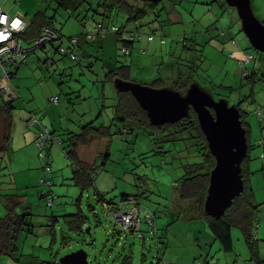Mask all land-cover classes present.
<instances>
[{
    "label": "rangeland",
    "instance_id": "rangeland-1",
    "mask_svg": "<svg viewBox=\"0 0 264 264\" xmlns=\"http://www.w3.org/2000/svg\"><path fill=\"white\" fill-rule=\"evenodd\" d=\"M50 2L0 0L4 10L11 15L20 14L26 20L44 9L51 16L61 3L56 27L65 36L80 34L81 37L75 49L78 59L58 50L60 41L47 43L30 53L13 79L25 97L20 94L14 101L10 143L7 151L0 155V194L23 196L24 204L17 210L29 213L27 221L34 231L21 233V253L16 254L20 261L5 255L0 256V264H37V259L61 262L65 255L80 250L87 253L89 264H121L123 255L128 253L132 254V264L157 263V250L153 236L147 232L146 215L150 209L156 213L161 236L170 224L176 205L188 203L178 200L177 183L185 173L187 162L201 160L199 155L188 156L192 139L174 142L161 133L151 136L138 129L132 133L115 132L109 139H95L88 146H80L81 160L97 168L94 185L82 191L72 179L74 166L65 153L66 138L69 131L80 132L88 122L99 125L111 121L117 102L116 87L105 80L106 72L113 69L117 61L131 65V78L135 82L150 85L165 69L166 62H176L180 56L189 58L191 54H201L197 79L212 89L214 98L226 99L230 105L239 104L241 111L247 113L253 145L251 183L255 201L261 204L257 236L260 246L264 245L260 237L261 227H264V158L261 157L264 145H257L264 140V52L252 46L236 8L225 0H162L158 9L125 27L123 38H127L130 31L142 33L131 53L125 54L123 43L113 32L96 41L86 38L96 21H101L99 15L88 10L89 1L56 0L48 8ZM252 3L255 14L264 22V0H252ZM107 21L120 27L127 16L113 13ZM67 42L65 37L64 43ZM186 42L187 51L183 50ZM239 49L249 56L242 64ZM181 62L187 63L186 60ZM246 70L249 75L253 73V79L244 76ZM53 96L59 97L58 103L50 101ZM29 108L36 110L44 128L54 131L63 141L47 145L44 155L36 139L27 140L36 129L28 122ZM4 126L0 110V144ZM118 128L122 129L123 124L115 122L113 129ZM187 135L188 132L182 136ZM107 148L109 158L104 155ZM47 165L50 170L46 169ZM43 192L47 195L42 196ZM98 192L115 202L122 194L137 195L140 206L144 207L141 219L146 238L142 240L138 234L125 229L119 240L113 237L116 219L113 213L103 209ZM79 205L88 221L84 231L74 232L68 229L63 215L77 212ZM5 214L0 199V218ZM53 216L59 217L54 227L50 224ZM233 238V254L240 253V246L250 251L240 229L234 228ZM261 256L264 258V253Z\"/></svg>",
    "mask_w": 264,
    "mask_h": 264
},
{
    "label": "trees",
    "instance_id": "trees-1",
    "mask_svg": "<svg viewBox=\"0 0 264 264\" xmlns=\"http://www.w3.org/2000/svg\"><path fill=\"white\" fill-rule=\"evenodd\" d=\"M50 1L51 2L48 3V8L51 7V4L53 2H56V0ZM83 1H89L88 10L94 12L95 15L100 16L101 21H96V23H102V25L107 29L106 35L109 32L115 33L117 40L123 43L122 47L128 49L129 52L127 53L122 50L125 54L131 53L132 48L134 47V42L136 40H139L142 36V33L137 30L127 32V38H123V34L126 33L125 27L129 23L137 22L147 16L150 12L158 9L162 2V0ZM61 6L62 4L59 3L58 6L54 9V14L51 16L47 13V9H44L37 11L34 15L30 17L24 32L21 34V37L26 45L32 46L35 41H37L43 35L45 28H51L59 33V37L41 43L35 48L42 47L47 43L60 41L61 45L59 46L58 50H60L64 54L69 55L68 53L62 51V48L64 47L66 51L68 50L69 52L76 54L75 49L80 43V34L75 35L78 37V40L73 42L72 37H74V35H63L61 29L57 28L55 25L57 12L59 11ZM77 8L78 6L75 7V9ZM113 13H115V16L120 13L125 14L127 16V21L124 22L120 27L115 24H110V22H108L107 20L112 18ZM113 27H117V30L113 31ZM88 33H86V38L90 41H96L106 36H99L95 40H92L88 37ZM65 37H67L68 39L67 43H64ZM187 44V42L183 44V50L185 51L188 50ZM200 52H202L201 49ZM176 59V62H166V65L164 66L165 69L159 73L160 76L153 80L150 85L154 87H170L185 93L190 85L197 83L201 86L202 89L213 94L211 88L202 85L201 81L197 79L198 70L200 68L199 62L202 59L201 54L200 56H195L191 54L189 58H183L180 56ZM181 60H186L187 63L184 64L181 62ZM117 62V65L113 69H110L106 72L107 74L105 81H111L114 84L116 79L122 81H134L131 78V65L125 62ZM245 77L251 80L253 79V73L249 75L248 72V75ZM167 82H169V85L167 84ZM115 87L117 102L114 105L113 117L111 118V121L109 123L103 122L99 125H96L94 121H91L85 124L80 132L69 131L67 133V146L65 148V153L74 166V175L72 177L74 183L80 186L82 191L88 190L94 185L93 176L97 173V168L95 164H91L81 160L78 153V149L80 146H88L95 139H109L113 134H115V132L125 131L126 133H132L133 131L138 129L140 130L139 132H145L151 136L161 133L164 135V137L173 140L174 142L181 140L183 141L187 138L192 139L191 144H189L191 150L188 151V156L190 158H195L197 157V155H199L201 157V160L187 162L184 165L185 173L177 183V194L179 199L190 202L192 210L195 209L197 216L206 221L216 239L221 243L223 250H233V230L234 228H237L241 230L245 242L249 246L253 255H255L257 253V245L260 240L257 236L260 204L256 203L254 200V188L252 187L251 183L252 172L250 169V162L252 160V157L250 155V151L253 145L251 144L249 138L250 126L246 121L247 113L242 112L239 108L241 111V119L243 122V126L246 128V134L248 139V154L242 163L243 179L245 184L244 191L239 196L234 198L233 203L229 206L225 213H223L219 217H215L206 212L205 201L208 195L210 173L216 165V158L208 146L206 135L201 128L196 111L191 108L190 113L186 117L176 122L171 121L164 124H155L150 120L147 111L140 105L135 95L130 90L120 89L116 85ZM14 101H5L2 99V96L0 94V110L2 112L5 122L4 136L2 143L0 144V155L7 151L10 143L13 109L15 108ZM235 105L239 107V104ZM30 117L28 119V122L30 120ZM115 122L122 123L123 128H118L117 130L113 129ZM186 132H188V135L186 137L182 136ZM51 133L56 134L54 131H51ZM257 145H264V140H261ZM104 155H106L108 158L110 157L111 154L108 148L106 149ZM261 157L264 158L263 153L261 154ZM97 194L98 200L101 202L103 209L106 210L107 213H113L114 217V214L124 209V205L122 204L124 202H129L130 200H134L135 203L140 208H142V211L144 210V207L140 206L138 196L135 194H122L120 200H118L117 202L110 199H106L105 196L102 195L100 192H98ZM46 195L47 193H42V196ZM80 198L78 199L79 202ZM0 199L2 200L3 206L6 210V214L0 218V256H12L17 261H20L21 259L17 258L16 254L21 253L19 244L21 233L24 230H26L28 233H32L34 231L33 226L27 221L29 213L18 212V207L24 204L23 196L19 193L0 194ZM25 208L27 207L23 206V209ZM91 209H93V207ZM149 211L151 212L150 216L146 215L148 223L147 232L153 236L152 239L157 250L156 264H165L163 258H160L163 249H161L160 246L162 238L158 235L157 216L153 210L150 209ZM94 215L97 217L96 212H94ZM63 218L68 229L74 232L84 231V226L88 221V218L83 214L80 205L79 210L77 212L64 214ZM58 219V216H53L50 220L51 226L54 227L55 222L58 221ZM141 222L142 223L139 231L132 229L127 231L138 234L139 237L144 240L146 236L143 234L142 231V219ZM115 223L116 228L113 231V237H116L117 240H119L121 238L123 228L119 223ZM63 238V241L66 244L67 237L64 236ZM54 240L55 238L53 237V241ZM35 261L37 264H60V262H57L56 260L44 261L37 259ZM121 264H132V254H124Z\"/></svg>",
    "mask_w": 264,
    "mask_h": 264
},
{
    "label": "water",
    "instance_id": "water-1",
    "mask_svg": "<svg viewBox=\"0 0 264 264\" xmlns=\"http://www.w3.org/2000/svg\"><path fill=\"white\" fill-rule=\"evenodd\" d=\"M225 1L236 8L252 46L264 52V22L255 14L252 0ZM115 85L130 90L155 124L176 122L186 117L191 108L196 111L208 146L216 158L210 173L205 210L215 217L225 213L245 187L242 163L248 154V139L239 107L230 105L226 99L216 100L197 83L190 85L185 93L135 81L116 79ZM60 264H89V261L87 253L80 250L65 255Z\"/></svg>",
    "mask_w": 264,
    "mask_h": 264
},
{
    "label": "built area",
    "instance_id": "built-area-1",
    "mask_svg": "<svg viewBox=\"0 0 264 264\" xmlns=\"http://www.w3.org/2000/svg\"><path fill=\"white\" fill-rule=\"evenodd\" d=\"M0 17L5 19L4 23H0V34H2L4 37L0 38V94L3 100L14 101L19 96L18 90L12 82L14 69L26 61L35 47L46 41L58 38L59 33L51 28H45L43 35L37 41H35L32 46H28L24 43V40L21 37V34L24 32L28 21L20 14L11 15L9 12L3 10L2 7H0ZM13 21H18V26L13 27ZM115 30H117V27H113V31ZM106 33L107 29L102 25V23H95L93 31L88 33V37L92 40H95L99 36L104 37ZM77 40V36L72 37L73 42ZM122 50L126 53L129 52L128 49L124 47ZM62 51L70 54L73 59H77V55L75 53H71L68 50L66 51L64 47L62 48ZM242 57L243 58L240 60L241 64L245 59H249V56L244 51H242ZM243 74L244 76H247L248 71H244ZM50 101L53 103H58L59 97L53 96L51 97ZM40 121L41 120L37 118V115L34 113L31 114L29 123L31 125H40V131L35 143L40 148L41 155H44V149L47 147V145H52L55 143L61 144L62 141L56 134L51 133L49 129L44 128ZM47 162L49 164L50 159H48ZM46 169L50 170L51 167L47 165ZM41 181L45 182L43 178ZM122 205H124V209L114 214L116 222L119 223L125 230L132 229L139 231L142 223L140 218V212L142 211V208H140L134 200L124 202ZM150 213L151 212L148 211L147 216H150ZM194 264H201V261L198 260ZM210 264L212 263L210 262ZM247 264H255V262L252 260L248 261Z\"/></svg>",
    "mask_w": 264,
    "mask_h": 264
},
{
    "label": "crops",
    "instance_id": "crops-1",
    "mask_svg": "<svg viewBox=\"0 0 264 264\" xmlns=\"http://www.w3.org/2000/svg\"><path fill=\"white\" fill-rule=\"evenodd\" d=\"M239 54L242 55V52L239 51ZM19 67L14 69V76L12 78L14 85L16 84L13 79ZM17 87L18 86L16 85V88ZM18 93L19 96L21 94L25 97V94H23L21 90H18ZM30 112H34L37 115L36 110L30 109L27 113V119ZM35 126L36 129H34L29 135L30 137L27 138L30 142H33L37 138L40 131V126ZM178 200H180L179 197ZM180 201L182 202L184 200ZM176 206V211L171 215L172 218L170 224L165 229L166 232L161 236L158 232L159 237L162 238L160 246L161 249H163L160 258H163L165 264H193L198 260H201V264H210V262L212 264H247L251 259H254L253 261L255 264H264V258L261 256L262 253H264V245L260 246L258 243L257 253L255 255H253L251 250L247 251L243 246L239 247V254H233L232 252L235 251V243L232 251H225L223 250L221 243L210 230L206 221L197 216L195 209L192 210L189 201L188 203L182 202V204ZM260 237L262 240L264 239V227H261ZM167 253L169 254L167 255Z\"/></svg>",
    "mask_w": 264,
    "mask_h": 264
},
{
    "label": "clouds",
    "instance_id": "clouds-1",
    "mask_svg": "<svg viewBox=\"0 0 264 264\" xmlns=\"http://www.w3.org/2000/svg\"><path fill=\"white\" fill-rule=\"evenodd\" d=\"M5 19L3 17H0V23H4ZM19 22L18 21H13V27L18 26ZM0 38H4L2 34H0Z\"/></svg>",
    "mask_w": 264,
    "mask_h": 264
}]
</instances>
